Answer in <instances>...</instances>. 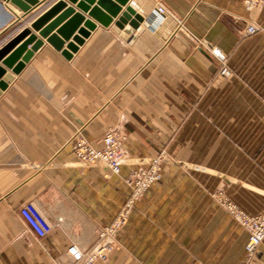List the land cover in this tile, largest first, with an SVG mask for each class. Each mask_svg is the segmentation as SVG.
<instances>
[{
	"label": "crops",
	"instance_id": "obj_1",
	"mask_svg": "<svg viewBox=\"0 0 264 264\" xmlns=\"http://www.w3.org/2000/svg\"><path fill=\"white\" fill-rule=\"evenodd\" d=\"M60 1L58 16L73 7L97 26L71 60L31 27ZM127 7L145 21L117 32ZM122 10L105 27L69 0H39L27 13L0 0V49L25 29L43 41L0 97V264H70L69 247L96 249L130 201L113 251L95 264L246 262L250 234L214 194L264 215V4L129 0ZM108 133L123 141L119 175L74 153L76 139L100 149ZM160 155L162 179L134 198ZM23 207L47 231L43 240L28 231ZM247 264H264V241Z\"/></svg>",
	"mask_w": 264,
	"mask_h": 264
},
{
	"label": "built area",
	"instance_id": "obj_2",
	"mask_svg": "<svg viewBox=\"0 0 264 264\" xmlns=\"http://www.w3.org/2000/svg\"><path fill=\"white\" fill-rule=\"evenodd\" d=\"M262 4H264V0H244V5L248 9H253ZM158 11L161 15L166 14V9L164 7H159ZM256 32L257 29L254 26H249L247 28V33L249 35H253ZM214 52V56L220 68V74L226 78H230L233 72L229 66L227 57L222 50H215ZM74 153L83 164L93 166L102 163L115 175L121 173L122 162L125 158L123 141L114 133H108L104 136L103 147L100 149L94 147L84 138H78L74 143ZM161 168L162 158L161 160H155L152 167L149 169H143L141 171L140 179L135 182L134 198L144 194L153 183L162 178ZM215 197L229 214L247 229L250 234V239L246 247L247 258L246 262L243 263L247 264L257 248L264 241V216L248 215L233 201L222 196L218 197L215 195ZM131 204L132 202L130 201L111 224L99 231V246L96 249L82 252L77 245H71L68 249V254L71 258L70 264H95L98 261L105 260L114 249V239L118 231L128 221ZM20 215L28 231L35 236L37 240L41 241L46 237L47 231L28 208L23 207L20 210Z\"/></svg>",
	"mask_w": 264,
	"mask_h": 264
},
{
	"label": "water",
	"instance_id": "obj_3",
	"mask_svg": "<svg viewBox=\"0 0 264 264\" xmlns=\"http://www.w3.org/2000/svg\"><path fill=\"white\" fill-rule=\"evenodd\" d=\"M10 1L25 13L29 12L31 6L39 3V0ZM69 1L76 4L78 9L89 14L91 18L105 27H109L114 22V19L119 17L123 11L122 7L129 2V0H114L115 2L113 0H99L96 4L95 0ZM66 7L67 4L64 1L56 3L33 22L31 27L39 32L42 38L47 39L53 47L61 51L65 58L71 60L73 54L77 53L79 47L84 43V39L89 38L91 31H94L97 26L91 20L85 19L82 14L76 13L73 7L68 8L62 15L58 16ZM71 15H74L73 18L65 25L60 26ZM55 17H57L56 20L50 22ZM144 21L143 16L137 14L133 8L127 7L126 11L115 22L114 30L120 32L127 24H130L133 30H138ZM83 23L85 27L80 29ZM55 30L57 31L56 35L51 36ZM77 32L78 34L76 35ZM127 32L131 31L128 30ZM123 37L126 36L123 35ZM71 40L72 42H70ZM65 42H68V44L66 49H63ZM30 45H33V47L32 50L28 51ZM42 45V40L33 35L29 29H25L0 49V97L9 84L15 80V75L23 71L33 52L37 51ZM7 69L11 70V72L8 73Z\"/></svg>",
	"mask_w": 264,
	"mask_h": 264
},
{
	"label": "rangeland",
	"instance_id": "obj_4",
	"mask_svg": "<svg viewBox=\"0 0 264 264\" xmlns=\"http://www.w3.org/2000/svg\"><path fill=\"white\" fill-rule=\"evenodd\" d=\"M256 8V7H255ZM254 9V8H253ZM215 50H221V49H219V48H216V49H214V50H212V52H213V54L215 53L214 51ZM215 55V54H214ZM218 63V62H217ZM219 66V65H218ZM219 72H220V68H219ZM221 75V74H220ZM222 76V75H221ZM224 77V76H223ZM226 78V77H225ZM161 158H162V168H163V166H164V164H165V162H166V159L164 158V155H160V156H158L157 158H155V159H153L151 162H150V164H148V166H147V168H145V169H149L150 167H152V165H153V162L155 161V160H157V159H160L161 160ZM162 168H161V174H162ZM163 175H161V177H162ZM140 177L141 176H139V178L136 180V181H138L139 179H140ZM162 179V178H161ZM160 179V180H161ZM160 180H158V181H160ZM158 181H156V182H158ZM155 182V183H156ZM155 183H153V184H155ZM152 184V185H153ZM151 185V186H152ZM151 188V187H150ZM149 188V189H150ZM215 195L216 196H218V197H220V196H222V197H224V198H227V199H229V200H231L232 201V199L231 198H229L228 197V195L224 192V191H218V192H216L215 194H214V197H215ZM215 199L217 200V198L215 197ZM218 201V200H217ZM219 202V201H218ZM220 203V202H219ZM222 206V205H221ZM223 207V206H222ZM224 208V207H223ZM229 213V212H228ZM246 213V212H245ZM249 215V214H248ZM251 216H253V215H251ZM258 216H264V215H258ZM233 217V216H232ZM234 218V217H233ZM235 219V218H234ZM241 225V224H240ZM242 226V225H241Z\"/></svg>",
	"mask_w": 264,
	"mask_h": 264
}]
</instances>
